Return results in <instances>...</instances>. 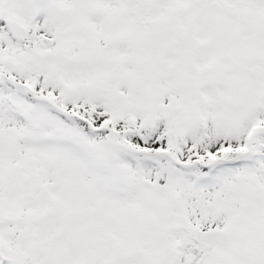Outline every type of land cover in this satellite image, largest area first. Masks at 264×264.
Segmentation results:
<instances>
[{"label":"snow or ice","instance_id":"snow-or-ice-1","mask_svg":"<svg viewBox=\"0 0 264 264\" xmlns=\"http://www.w3.org/2000/svg\"><path fill=\"white\" fill-rule=\"evenodd\" d=\"M0 264H264V0H0Z\"/></svg>","mask_w":264,"mask_h":264}]
</instances>
